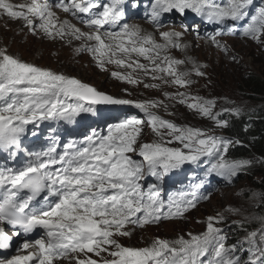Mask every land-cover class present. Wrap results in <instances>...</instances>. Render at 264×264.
<instances>
[{
	"label": "snow or ice",
	"instance_id": "obj_1",
	"mask_svg": "<svg viewBox=\"0 0 264 264\" xmlns=\"http://www.w3.org/2000/svg\"><path fill=\"white\" fill-rule=\"evenodd\" d=\"M141 6L140 0L131 3L132 9ZM145 7L146 19L157 29L165 14H176L182 22L191 11L201 23L191 28L184 25L185 30L199 36L201 24L212 25L214 30L204 36L225 53L229 49L217 36L240 35L264 44V0L259 5L256 0H148ZM53 8L92 31L60 20ZM0 10L23 20L34 35L84 41L77 52H89L102 70L108 64L127 69L113 71L111 76L129 84L160 87L144 83L148 78L179 89L193 83L189 78L193 73L207 75L202 71L205 66L191 57L180 60L168 54L170 49L187 47L180 42L182 32L161 31L162 42H157L152 33L142 34L139 26L126 23L128 0H30L15 6L0 0ZM182 64L192 68L179 71ZM163 95L219 128L230 126L224 114L241 116L239 107L216 111L215 99L184 91ZM98 105L133 106L142 117L129 115L108 124L106 134L92 129L81 139L65 141L62 125L73 123L81 114L96 113ZM161 107L169 106L156 99L117 98L0 50V153L13 165L0 163V253L12 250L14 240H20L17 254L0 255V264H57L61 259L70 264H264V217L254 230L246 229L244 221H234L245 234L231 244L225 229L216 226L224 221L219 214L209 216L206 230L189 233V239L156 237L144 247L125 246L118 239L131 236L125 225L143 227L180 218L206 199L200 193L203 179L197 169L205 178L231 183L252 164L249 159L228 158L231 148L243 146L239 138L179 125L161 117L156 111ZM145 125L157 139L139 143ZM43 127L47 128L44 140L38 146L26 145L29 136L39 141ZM173 143L181 147L168 146ZM132 153L142 159L133 158ZM18 157L23 163L14 166ZM188 166H195L189 167V178L200 183L191 184L186 193L162 199L160 181ZM148 176L155 182L145 187L143 180ZM9 227L11 235L6 231ZM38 229L43 234L30 239Z\"/></svg>",
	"mask_w": 264,
	"mask_h": 264
},
{
	"label": "rangeland",
	"instance_id": "obj_2",
	"mask_svg": "<svg viewBox=\"0 0 264 264\" xmlns=\"http://www.w3.org/2000/svg\"><path fill=\"white\" fill-rule=\"evenodd\" d=\"M4 20L6 25L0 26V50H6L9 55L24 62L75 77L84 83L94 86L97 90L117 98L140 101L162 100L169 107L167 110L163 107L156 110L161 117L179 125L206 129L216 135H221L220 130H224V128L216 127L211 121L201 118L185 105L179 104L175 100L166 99L163 93L184 91L200 97L215 99L217 102L216 111L232 107H239L241 112L248 111L253 103L250 102L247 94L239 89L238 79L243 71L244 73L250 71L255 73L264 70V44L262 43H257L239 35L225 34L223 38H217L221 43L227 45L229 51L225 53L212 45L204 34H201L204 37L202 39L199 36L185 32L181 24L174 25L165 22L159 28L160 30L157 31V37L161 31L182 32L181 44L187 45L188 41H191L193 48V55L187 53V57H191L196 63L205 66L202 71L207 75L200 77L193 73L189 77L193 81L191 84L192 88L189 86L178 89L176 86L165 85L161 81L156 83L158 80L149 81L150 83L147 84H159V88H145L144 84L142 86L129 84L111 76L113 71L126 72L127 69L108 64L106 65L107 70H102L90 53L85 51L77 52L76 49L81 45L80 41L71 40L69 42V38L66 37L67 48H55V39L44 36L42 33L38 35L32 34L22 21L14 19ZM137 26L140 29L144 27L141 25ZM79 27L83 29L80 25ZM142 32V34H147L153 31H148L144 27ZM182 51L180 49H171L169 52L171 56L179 59L180 55H185ZM232 56H235L236 59L233 60ZM141 62L147 63V61ZM191 68V64L178 66L179 71L190 70ZM156 139L155 135L145 125L139 143L153 142ZM168 146L181 147L178 143ZM228 158L231 159L230 157ZM241 158L251 160L252 164L234 178L233 182L229 183L222 179V185L213 191V195H209L210 192L208 190L200 192L203 197L207 198L200 199L196 207L185 212L183 217L163 220L158 224H147L138 228H131L126 225L125 230L130 231L131 236L118 237L120 242L125 246L144 247L156 237L174 240L179 236H184L185 239H189V233L194 235L202 234L206 230L207 218L209 216H217V214L223 216L224 221L216 226L225 229L228 239L232 237V233L235 231L233 229L234 221H244L245 228L248 230L259 228V218L264 217V207H259L262 193L253 187L254 184L251 183V174L249 173L250 171L252 172L253 164L256 160L254 155ZM262 165H264V156L260 157V166ZM253 172L252 180L259 179L256 172ZM153 182H155V178L152 177L144 185L146 187ZM253 193L256 195L253 196ZM160 194L163 199L164 191L162 188ZM229 209L238 210V213ZM246 217L255 218L246 220ZM241 232L242 234L239 238L245 234L243 231ZM59 262L58 264H70L69 261L60 260ZM72 264H74V261Z\"/></svg>",
	"mask_w": 264,
	"mask_h": 264
},
{
	"label": "trees",
	"instance_id": "obj_3",
	"mask_svg": "<svg viewBox=\"0 0 264 264\" xmlns=\"http://www.w3.org/2000/svg\"><path fill=\"white\" fill-rule=\"evenodd\" d=\"M238 86L241 91L247 94L253 105L250 110L242 111L239 118L228 114L224 115V119L228 120L230 124L228 128H224V132L228 134V137L239 138L243 142V146L231 148L228 157L241 158L254 155L256 174L259 179L252 180L251 177V183L262 193L259 207H264V166H260L259 157H256L264 156V70L255 73L252 71L244 73L243 71L238 79ZM245 128H247L246 131ZM233 229L235 231L232 233V237L228 239L230 244L235 243L242 234L236 225Z\"/></svg>",
	"mask_w": 264,
	"mask_h": 264
},
{
	"label": "bare ground",
	"instance_id": "obj_4",
	"mask_svg": "<svg viewBox=\"0 0 264 264\" xmlns=\"http://www.w3.org/2000/svg\"><path fill=\"white\" fill-rule=\"evenodd\" d=\"M7 2H10V3H12L14 6L15 5H20V4H22V3H26V2H30V0H7ZM260 3H261V1H260ZM14 10H18V9H14ZM53 11L54 12H56V15L59 17V19L60 20H64L65 19V16L67 15L66 13H63L60 9H56V8H53ZM4 19H14V20H19V21H22L23 23H24V21L23 20H21V19H16V18H12V17H10V16H8L6 13H4L3 12V10H0V26H5L6 25V22H5V20ZM68 19L70 20V22L71 23H73V24H75L77 27H79V25L83 28L82 30H84V31H92V29H87V28H85L84 27V25L83 24H81L79 21H76L74 18H72L70 15L68 16ZM79 24V25H78ZM134 25V24H133ZM24 26H26L25 25V23H24ZM27 27V26H26ZM28 29V28H27ZM145 29H147L148 31H152V30H150L149 28H147V27H145ZM158 30H160V29H158ZM158 30H156V31H153V32H148V33H152L153 34V36H154V38L156 39V41L157 42H162V40H161V38H158V37H160L159 35H158V37H157V31ZM28 31H29V29H28ZM179 32V31H178ZM56 41H55V48H67V43H66V39L64 38V39H59V38H57V39H55ZM74 40V39H73ZM77 41H79V40H77ZM81 42V44L82 43H84V41H80ZM53 47V46H52ZM169 51H171V49L169 50ZM85 52H87V51H85ZM183 54H185V55H180L181 57L179 58L180 60H184L186 57H187V53L189 54V55H193V48H192V44H191V41H188V43H187V47L186 48H184L183 49ZM87 53H89V52H87ZM168 54H170V52L168 53ZM171 55V54H170ZM141 61H144L143 59H141ZM187 65V64H186ZM250 73V72H249ZM142 75V74H141ZM243 75V74H242ZM243 77V76H242ZM152 82V79H148V78H145V80H144V83H150V82ZM223 81V80H222ZM159 82V80L156 82V83H158ZM140 86H142L143 85V83H141V84H139ZM190 87L192 88V85H190ZM118 113V115L120 116L121 114L119 113V112H117ZM249 147V146H248ZM250 148V147H249ZM253 154H255L254 152H253ZM257 158L259 157V160H260V156H256ZM262 166H264V165H262ZM253 171H255L256 172V166H255V164H253V169H252V172L250 171L249 173L251 174V177H253V174H254V172ZM213 195V194H212ZM6 231L11 235V232H12V229L11 228H7L6 229ZM37 234H43V230H40V229H38L35 233H33L32 235H31V237L32 236H35V235H37ZM31 237H29V238H31ZM22 239V238H21ZM19 243H20V240H14V247H13V251H14V253H17L16 251H15V247L16 246H18L19 245ZM6 252H3V253H0V255H2V254H5ZM62 260V259H61ZM60 261V260H59ZM57 262V264L58 263H60V262ZM62 261H64V260H62ZM67 261H69V260H67Z\"/></svg>",
	"mask_w": 264,
	"mask_h": 264
},
{
	"label": "clouds",
	"instance_id": "obj_5",
	"mask_svg": "<svg viewBox=\"0 0 264 264\" xmlns=\"http://www.w3.org/2000/svg\"><path fill=\"white\" fill-rule=\"evenodd\" d=\"M260 1L261 0H256V3L257 5L260 4ZM213 26L212 25H204V24H201V31H200V35L199 37H201L202 39H204L203 35L201 34H204L205 32H210V31H213ZM226 31V30H225ZM225 35H221V36H217L218 39H221L223 38ZM240 36V35H239ZM206 41V40H205ZM221 131V135H224V136H228V134L226 132H224V130H220ZM262 157V156H260Z\"/></svg>",
	"mask_w": 264,
	"mask_h": 264
},
{
	"label": "water",
	"instance_id": "obj_6",
	"mask_svg": "<svg viewBox=\"0 0 264 264\" xmlns=\"http://www.w3.org/2000/svg\"><path fill=\"white\" fill-rule=\"evenodd\" d=\"M92 86V85H91ZM94 87V86H93ZM101 92H103V91H101ZM104 93H106V92H104ZM106 94H108V93H106Z\"/></svg>",
	"mask_w": 264,
	"mask_h": 264
}]
</instances>
